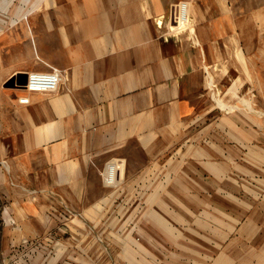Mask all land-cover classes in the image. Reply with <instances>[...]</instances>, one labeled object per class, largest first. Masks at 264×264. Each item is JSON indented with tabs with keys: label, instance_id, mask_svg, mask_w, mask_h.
Returning <instances> with one entry per match:
<instances>
[{
	"label": "crops",
	"instance_id": "1",
	"mask_svg": "<svg viewBox=\"0 0 264 264\" xmlns=\"http://www.w3.org/2000/svg\"><path fill=\"white\" fill-rule=\"evenodd\" d=\"M80 1L60 8L83 13L85 37L63 36L57 21L29 22L34 35L23 27L1 55L0 190L9 229L25 240L49 237V246L57 221L73 219L59 205L105 204L122 186L148 189L155 160L178 155L179 140H201L207 129L213 140L222 108L231 109L230 124L233 114L247 120L242 139L257 134L264 147V0ZM51 67L62 76L54 91L4 87L16 74Z\"/></svg>",
	"mask_w": 264,
	"mask_h": 264
},
{
	"label": "rangeland",
	"instance_id": "2",
	"mask_svg": "<svg viewBox=\"0 0 264 264\" xmlns=\"http://www.w3.org/2000/svg\"><path fill=\"white\" fill-rule=\"evenodd\" d=\"M73 2L81 3L0 0V63L23 27L34 35L29 22L57 21L63 36L85 37L83 13L60 8ZM227 113L221 109L212 141L207 129L201 140H179L166 162L157 158L146 178L152 188L122 186L105 204L59 205L73 219L57 221L52 246L49 237L25 240L9 229L0 190V264H264V147L257 134L242 139L246 119L233 114L230 124Z\"/></svg>",
	"mask_w": 264,
	"mask_h": 264
},
{
	"label": "built area",
	"instance_id": "3",
	"mask_svg": "<svg viewBox=\"0 0 264 264\" xmlns=\"http://www.w3.org/2000/svg\"><path fill=\"white\" fill-rule=\"evenodd\" d=\"M186 6L185 4H179L177 14L174 16L175 23H184L186 20ZM61 73L58 69L51 67L48 72H30L27 74L26 84L21 90L28 93L36 92H50L56 90L61 82ZM20 104H27L28 96H23L18 99ZM114 166L112 164L107 165L104 172V180L110 184L114 180Z\"/></svg>",
	"mask_w": 264,
	"mask_h": 264
},
{
	"label": "water",
	"instance_id": "4",
	"mask_svg": "<svg viewBox=\"0 0 264 264\" xmlns=\"http://www.w3.org/2000/svg\"><path fill=\"white\" fill-rule=\"evenodd\" d=\"M26 74H16L5 84V88H17L21 89L26 84Z\"/></svg>",
	"mask_w": 264,
	"mask_h": 264
},
{
	"label": "bare ground",
	"instance_id": "5",
	"mask_svg": "<svg viewBox=\"0 0 264 264\" xmlns=\"http://www.w3.org/2000/svg\"><path fill=\"white\" fill-rule=\"evenodd\" d=\"M115 166V165H114ZM115 171V170H114ZM116 173V172H115ZM113 175H114V172H113Z\"/></svg>",
	"mask_w": 264,
	"mask_h": 264
}]
</instances>
